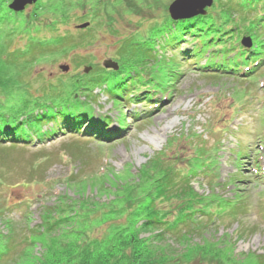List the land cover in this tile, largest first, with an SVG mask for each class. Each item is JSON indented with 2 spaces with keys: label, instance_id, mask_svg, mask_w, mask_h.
<instances>
[{
  "label": "rangeland",
  "instance_id": "obj_1",
  "mask_svg": "<svg viewBox=\"0 0 264 264\" xmlns=\"http://www.w3.org/2000/svg\"><path fill=\"white\" fill-rule=\"evenodd\" d=\"M173 1L36 0L16 12L11 8L14 0H0V109L16 116L14 121L46 111L53 84L75 74L91 79L94 69L103 68L101 75L109 76L104 90L97 85L73 93L70 107L56 105H63L67 115L77 103L80 111L112 122L108 138L64 130L39 141L0 143V238L17 241L0 264H141L139 242L150 233L139 235L142 219H132V211L146 198L137 175L159 161L174 164L182 177L195 174V189L207 196L193 204L195 211L202 207L196 213L205 226L202 236L220 245L196 235L193 242L198 245L184 254V245L167 241L179 255L160 264L264 261V91L257 76L208 77L179 55L178 43L170 47L167 41L176 22L169 12ZM87 22L89 27L79 28ZM66 36L77 43L60 47ZM122 43L129 52L136 51L139 63L122 64ZM108 59L118 61L120 68L138 64V78L152 79L162 90L155 96L158 109L147 112L153 106L124 105L135 77L115 75L113 68L104 67ZM65 65L69 71L62 70ZM90 95L93 99L85 103ZM57 120L49 119L43 128H57ZM257 157L258 164L253 160ZM60 195L83 202L86 211L80 215L66 206L70 217L56 236H35L30 247L18 220L27 214L29 226H45V209L59 203ZM156 202L157 208L172 211L173 220L178 212L174 204L180 200ZM59 217L49 215L46 227ZM121 227L123 235L113 241V232ZM207 244L219 246L216 256L206 253ZM22 249L28 256L13 259Z\"/></svg>",
  "mask_w": 264,
  "mask_h": 264
},
{
  "label": "trees",
  "instance_id": "obj_2",
  "mask_svg": "<svg viewBox=\"0 0 264 264\" xmlns=\"http://www.w3.org/2000/svg\"><path fill=\"white\" fill-rule=\"evenodd\" d=\"M206 11V14L193 18L176 20V22H173V20V32L170 33L169 40L167 41L170 47L174 45L173 43H178L179 55L187 57L191 66L196 65L206 76L210 75L208 77H230L237 80H249L257 76V83L262 81V86L260 85V87L264 91V0H215L213 5L207 8ZM178 21L181 22L178 24ZM244 37H250L252 47L246 48L242 44ZM63 39L64 43L60 47L64 48L75 45L78 41L76 38L67 36ZM52 47L54 48V46ZM65 53H67V50ZM135 53L136 51L133 53L129 52L127 46L122 43L119 47L118 56L123 61L122 64L134 60H137V63H139L138 56ZM146 53L148 54L149 52L145 50ZM137 66L138 64H136V68ZM136 68L123 66L119 69V72L113 71L115 75L127 72L130 73V75H127L128 78L135 77L128 90V99L124 101L121 98L120 102L123 103L124 101V105L131 102L133 104L153 106L151 109L147 108L148 111L158 108L160 101L158 98L156 100L155 96H157L158 91L162 90L155 86L156 82L152 79H150L151 81L139 79L138 77L141 76L134 72ZM99 70L94 69L93 73L95 76L91 79H84L85 77L80 76V74H75L66 79L62 78L53 84L48 89L50 91L48 94L50 93L52 101L47 104L49 108L46 111L30 113L22 117V119H16L14 121L13 118L16 116H12L8 112L0 109V143L16 145L21 142L39 141L47 138L48 134L52 135V133L59 131L64 133V130L69 131L73 135H79L81 133L82 135L80 134V137L88 135L101 139V136H106L107 138L112 136V130L108 128L112 124L111 121L96 117L94 112L90 113L84 109V112L80 111L76 105L77 103H73V108L76 107V110H70L67 115L63 113L62 109H66L63 105L61 106L62 109H60V105H56L59 102H63L70 107L72 104L70 105L68 102L73 101V97H71L73 93L78 91L84 92V90L90 91L97 85L102 86L104 90L109 76L101 75L104 71L103 68H99ZM112 97L117 99L118 94L113 93ZM88 98L89 101H85V103L90 102L93 96L90 95ZM55 113L57 114L56 117H54ZM54 118L59 119L57 120L59 122L57 128H43V125L49 119ZM121 126L124 127V125ZM200 158L194 157V159ZM253 160L257 163L256 158ZM180 172L174 164H163L162 161L146 165L141 172H138L137 185L144 182L142 194L146 198L141 200L144 203L142 207H140L141 203L139 202V210L135 209L131 214L133 215V221L136 218L138 220L142 219L138 231L140 233L139 235H142V233H150L149 236L139 242V250L141 251L137 258L141 264L166 263L165 261L176 258L179 254L170 246H166L167 241L178 242L184 245L187 248L184 254L192 250L195 245H198L197 242H193L194 236L196 235H201L200 237L203 238L204 242H208V244L213 243L219 245L218 241L215 243L214 241L206 240L202 236L205 226L203 222H198L196 218V213L202 207L196 211L193 210V204L197 203L198 197H202L201 200L205 201L207 196H201L195 189L192 181V176L195 174L184 175L182 177ZM60 197L61 195L57 198ZM175 199H179L180 202L174 204L178 207V212L174 219L171 220L170 213L172 211H163L155 205L157 203L156 201L159 200L174 201ZM68 205L76 209L79 213L81 212L80 215L86 211V205L83 202L80 203L73 198H69L67 201L66 198L61 197L59 203L54 206H48L45 209V214L48 216L60 215L57 222L51 224L49 227H46L50 222L48 216L42 219V223L45 226H29L27 223L29 216L27 214L18 220L21 222L24 231V239L30 247L34 242L33 237L35 236L41 237L43 233L50 234L49 237L51 238L56 236L57 232L61 230L59 227L63 224L62 222L68 220L70 217V214L66 213L68 209L65 210V207ZM59 207H62L61 210L58 209ZM51 209L55 210L51 211ZM117 211L120 210H115V213ZM206 211L209 210L206 209ZM209 213L213 215L212 211H209ZM195 222L199 224H195ZM27 226L29 227L26 228ZM30 229L35 232H31ZM153 231H157V234H153ZM123 233V227L117 228L113 232V241H115V237H120ZM2 234L3 232L0 231V237ZM172 235L175 236L174 239H172ZM169 236L171 239L168 238ZM16 242L13 238L9 241V238L6 236L0 238V260L2 256L5 257L11 254ZM60 246L64 245L60 244ZM219 246L208 245L206 253L212 254L213 252L216 256V252H219L217 250ZM91 250L89 249V252ZM27 252V249H22L16 255L13 253V259L16 258L17 260L18 256H28V254H25ZM257 263L264 264V261H257Z\"/></svg>",
  "mask_w": 264,
  "mask_h": 264
},
{
  "label": "water",
  "instance_id": "obj_3",
  "mask_svg": "<svg viewBox=\"0 0 264 264\" xmlns=\"http://www.w3.org/2000/svg\"><path fill=\"white\" fill-rule=\"evenodd\" d=\"M36 0H14L11 4V8L20 12L25 9L28 4L34 3ZM213 5V0H175L169 6L170 16L173 20L189 19L200 14H206V9ZM89 22L79 25V28L88 27ZM244 44L250 46L249 40H245ZM104 66L108 69H119V63L108 59L104 62ZM64 71H69V66L65 65L61 67ZM86 72H89L91 67L85 68Z\"/></svg>",
  "mask_w": 264,
  "mask_h": 264
}]
</instances>
